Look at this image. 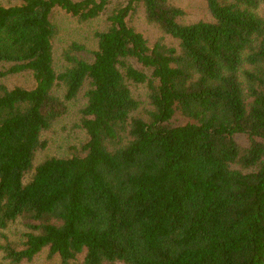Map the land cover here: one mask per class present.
<instances>
[{"label": "trees", "instance_id": "1", "mask_svg": "<svg viewBox=\"0 0 264 264\" xmlns=\"http://www.w3.org/2000/svg\"><path fill=\"white\" fill-rule=\"evenodd\" d=\"M205 2H0V78L32 81H0V264H264V0ZM62 12L105 28L58 64ZM80 95L83 140L38 160Z\"/></svg>", "mask_w": 264, "mask_h": 264}, {"label": "rangeland", "instance_id": "2", "mask_svg": "<svg viewBox=\"0 0 264 264\" xmlns=\"http://www.w3.org/2000/svg\"><path fill=\"white\" fill-rule=\"evenodd\" d=\"M3 4L15 3L16 0H0ZM173 2L184 10L183 20L186 22H193L200 19L209 20L211 15L208 11L205 0H173ZM260 15L264 17V4L258 8ZM57 22L60 28V34L56 40V59L58 64H64L62 52L72 41H77L86 44L90 49L95 48L96 38L95 32L105 28L102 19H94L87 22H79L75 17L68 13L62 12L57 17ZM137 25L140 31L151 42L160 37L161 32L152 24L147 23L143 18L137 19ZM168 42H173L170 38L166 39ZM175 43V40H174ZM10 86L15 84L29 85L31 78L27 75H15L13 77L0 78ZM137 95H144L143 89H135ZM84 102L82 95L72 103L70 112L60 119L53 129L46 133L45 137L48 140V146L45 150L38 154V160H41L49 155L65 156L70 152L72 146L79 145L84 138V132L77 127L79 122V109ZM240 141H244V136L240 135ZM23 226L20 222L13 223L10 227L0 231L6 233L11 239H16ZM5 264H8L6 262ZM20 264H59L57 259H50L46 252L39 253L32 261H24Z\"/></svg>", "mask_w": 264, "mask_h": 264}]
</instances>
